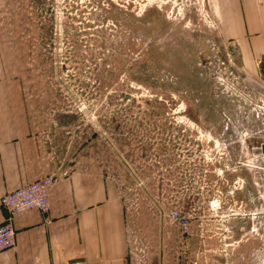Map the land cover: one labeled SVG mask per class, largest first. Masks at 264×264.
<instances>
[{"label": "rangeland", "instance_id": "374dc122", "mask_svg": "<svg viewBox=\"0 0 264 264\" xmlns=\"http://www.w3.org/2000/svg\"><path fill=\"white\" fill-rule=\"evenodd\" d=\"M0 59L57 156L115 177L134 264H264L260 97L208 0H0Z\"/></svg>", "mask_w": 264, "mask_h": 264}, {"label": "crops", "instance_id": "0c3cea01", "mask_svg": "<svg viewBox=\"0 0 264 264\" xmlns=\"http://www.w3.org/2000/svg\"><path fill=\"white\" fill-rule=\"evenodd\" d=\"M208 2L220 40L238 57L234 71L264 98V0ZM3 71L0 62V201L43 177L56 181L48 214L32 210L14 219L16 248L2 252L0 264H134L135 230L115 177L60 159L18 80ZM4 215L0 205V225Z\"/></svg>", "mask_w": 264, "mask_h": 264}, {"label": "built area", "instance_id": "2783aa9c", "mask_svg": "<svg viewBox=\"0 0 264 264\" xmlns=\"http://www.w3.org/2000/svg\"><path fill=\"white\" fill-rule=\"evenodd\" d=\"M254 111L264 117V98H258V102L254 105ZM246 143L247 141L245 142L244 140V144ZM255 155H257V158L259 156L261 159H264V143L260 145L258 153ZM254 171L257 176L253 179V182L255 188L261 193L264 186V166L258 165L254 167ZM55 181V176H46L27 186L9 192L1 198L0 205L5 215L0 225V254L6 250L16 248L17 231L14 227V219L17 216L32 210L39 211L43 215L49 213L50 192ZM174 220L179 221V216H175ZM184 228L188 231L189 226L185 224Z\"/></svg>", "mask_w": 264, "mask_h": 264}, {"label": "water", "instance_id": "95a60500", "mask_svg": "<svg viewBox=\"0 0 264 264\" xmlns=\"http://www.w3.org/2000/svg\"><path fill=\"white\" fill-rule=\"evenodd\" d=\"M264 215V214H263Z\"/></svg>", "mask_w": 264, "mask_h": 264}]
</instances>
